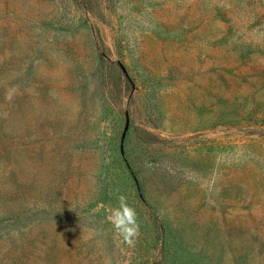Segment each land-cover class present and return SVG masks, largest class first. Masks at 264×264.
<instances>
[{"label":"rangeland","instance_id":"rangeland-1","mask_svg":"<svg viewBox=\"0 0 264 264\" xmlns=\"http://www.w3.org/2000/svg\"><path fill=\"white\" fill-rule=\"evenodd\" d=\"M0 264H264V0H0Z\"/></svg>","mask_w":264,"mask_h":264},{"label":"clouds","instance_id":"clouds-1","mask_svg":"<svg viewBox=\"0 0 264 264\" xmlns=\"http://www.w3.org/2000/svg\"><path fill=\"white\" fill-rule=\"evenodd\" d=\"M118 205L111 213L113 228L126 240L131 242V237L139 234V223L136 210L127 202L126 196L121 194L118 197Z\"/></svg>","mask_w":264,"mask_h":264},{"label":"water","instance_id":"water-1","mask_svg":"<svg viewBox=\"0 0 264 264\" xmlns=\"http://www.w3.org/2000/svg\"><path fill=\"white\" fill-rule=\"evenodd\" d=\"M126 116H127L126 125H125V129L123 131L122 137H121V149H122L123 154H124V142H125L127 131L129 129V121H130L128 111H126Z\"/></svg>","mask_w":264,"mask_h":264},{"label":"trees","instance_id":"trees-1","mask_svg":"<svg viewBox=\"0 0 264 264\" xmlns=\"http://www.w3.org/2000/svg\"><path fill=\"white\" fill-rule=\"evenodd\" d=\"M135 182H136V184H137V188L139 189L140 197H141L142 200L147 204V202H146V201L144 200V198H143L142 192H141V190H140V185H139V183H138V181H137L136 178H135ZM149 208H150L152 211H154V207H153L152 205H150V204H149Z\"/></svg>","mask_w":264,"mask_h":264}]
</instances>
